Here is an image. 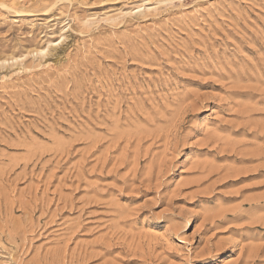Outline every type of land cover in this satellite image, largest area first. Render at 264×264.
<instances>
[{"label":"rangeland","instance_id":"obj_1","mask_svg":"<svg viewBox=\"0 0 264 264\" xmlns=\"http://www.w3.org/2000/svg\"><path fill=\"white\" fill-rule=\"evenodd\" d=\"M158 2L0 0V264H264V0Z\"/></svg>","mask_w":264,"mask_h":264},{"label":"bare ground","instance_id":"obj_2","mask_svg":"<svg viewBox=\"0 0 264 264\" xmlns=\"http://www.w3.org/2000/svg\"><path fill=\"white\" fill-rule=\"evenodd\" d=\"M164 1H167V0H162V1L159 0V2H164ZM159 2H158V3H159ZM158 3H157V4H158ZM159 4H160V3H159ZM150 7H151V6H150ZM152 8H153V7H152ZM149 10H150V8H149Z\"/></svg>","mask_w":264,"mask_h":264}]
</instances>
